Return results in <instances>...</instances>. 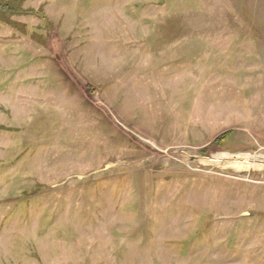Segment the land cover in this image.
<instances>
[{"label": "rangeland", "instance_id": "rangeland-1", "mask_svg": "<svg viewBox=\"0 0 264 264\" xmlns=\"http://www.w3.org/2000/svg\"><path fill=\"white\" fill-rule=\"evenodd\" d=\"M0 264H264V0H0Z\"/></svg>", "mask_w": 264, "mask_h": 264}]
</instances>
